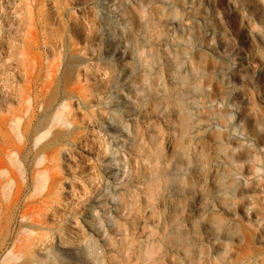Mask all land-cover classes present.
<instances>
[{
  "label": "rangeland",
  "instance_id": "374dc122",
  "mask_svg": "<svg viewBox=\"0 0 264 264\" xmlns=\"http://www.w3.org/2000/svg\"><path fill=\"white\" fill-rule=\"evenodd\" d=\"M0 264H264V0H0Z\"/></svg>",
  "mask_w": 264,
  "mask_h": 264
}]
</instances>
